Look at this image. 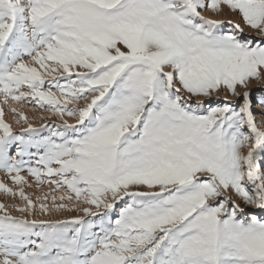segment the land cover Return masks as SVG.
Returning a JSON list of instances; mask_svg holds the SVG:
<instances>
[{"label": "snow or ice", "instance_id": "6c2138e0", "mask_svg": "<svg viewBox=\"0 0 264 264\" xmlns=\"http://www.w3.org/2000/svg\"><path fill=\"white\" fill-rule=\"evenodd\" d=\"M0 97V264H264V0H0Z\"/></svg>", "mask_w": 264, "mask_h": 264}, {"label": "rangeland", "instance_id": "374dc122", "mask_svg": "<svg viewBox=\"0 0 264 264\" xmlns=\"http://www.w3.org/2000/svg\"><path fill=\"white\" fill-rule=\"evenodd\" d=\"M217 18H219V17H217ZM224 18H232V19H235L237 22H241L238 15L237 16H232V17H227L226 16ZM248 34L254 35V33H251V32H249ZM259 87H260V85H257V84H253L252 85V92H253V97L254 98H255L256 92H257ZM2 101H3V97H0V106H2ZM13 106L17 107L18 109L23 111L24 114L27 116L28 120L31 123H33L36 127H39L42 123H59L60 122L59 119L56 118V117H52L51 119H49L48 117L51 116L50 113L42 112L38 108H35L32 105L24 104V105H13ZM5 111H6V117H5L6 121L13 125V128H14L15 131L19 132L20 128L15 123V121H16V119H18V117L13 116L8 111L6 106H5ZM41 116H44L46 119L45 120H41L40 119ZM65 118L69 120V123H75V121L72 118H69V117H65ZM0 180H3L5 182H7L9 187L12 186V184L10 182V179L2 172H0ZM26 191L29 194H33L34 196H39V195H42L44 192H51V188L47 184H45L41 188H37L35 186V184H34L32 188L26 189ZM53 194L59 196V195H62L64 193H63V191H61V192H56V193H53ZM0 202H4L6 205L9 206V209L11 210L10 206L13 203V201L10 198L5 197L2 194H0ZM15 202H19V201L17 200ZM49 203H50V197H49ZM12 214L15 215V216H19L20 215L19 212H15V211H13ZM76 214L77 213H62V214H58V215L67 217V216L76 215ZM37 218H44V217L40 216L39 212H37Z\"/></svg>", "mask_w": 264, "mask_h": 264}]
</instances>
